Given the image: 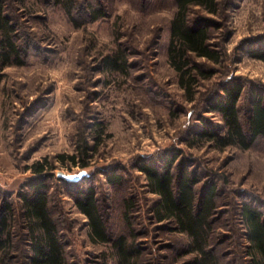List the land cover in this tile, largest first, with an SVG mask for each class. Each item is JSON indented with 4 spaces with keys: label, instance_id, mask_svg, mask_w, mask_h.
I'll return each instance as SVG.
<instances>
[{
    "label": "rangeland",
    "instance_id": "rangeland-1",
    "mask_svg": "<svg viewBox=\"0 0 264 264\" xmlns=\"http://www.w3.org/2000/svg\"><path fill=\"white\" fill-rule=\"evenodd\" d=\"M4 2L22 63L0 66V206L10 205L16 216L15 248L22 240L19 197L36 179L70 264L110 263V247L90 240L74 205L77 189L87 187L111 238L133 232L142 264L190 262L186 236L173 223L156 221L157 196L139 171L175 157V186L195 178L198 199L213 188L207 244L220 264H251L241 209L254 207L264 218V139L247 150H219L195 138L201 127L223 132L210 107L224 85L242 86L238 111L245 127L253 96L264 97V61L248 54L264 49V0H219L214 15L191 9L193 22L209 24V43L219 56L214 63L193 58L212 72L199 80L193 102L167 62L173 0H77L75 21L49 0ZM88 2L103 12L101 18L90 20ZM115 51L122 72L104 66V57ZM86 140V168L57 158ZM44 158L48 170L34 175L29 166ZM82 170L88 176L75 183L57 177ZM127 200L132 206L125 220Z\"/></svg>",
    "mask_w": 264,
    "mask_h": 264
},
{
    "label": "trees",
    "instance_id": "trees-1",
    "mask_svg": "<svg viewBox=\"0 0 264 264\" xmlns=\"http://www.w3.org/2000/svg\"><path fill=\"white\" fill-rule=\"evenodd\" d=\"M60 6L70 21H75L74 10L77 0H49ZM174 12L169 20V42L167 62L176 74L178 87L183 91L188 102H193L199 80H206L212 72L204 70L193 61V58L218 62V53L211 48L210 34L206 23H195L190 19L192 8H200L208 15H214L219 0H173ZM86 13L95 21L103 16V12L86 4ZM211 21L210 19H205ZM14 25L6 14L5 2L0 0V66L7 67L20 63L21 49L15 40ZM249 56L264 61V49L249 50ZM121 55L115 51L113 55L104 57V66L110 71L122 72L124 64ZM17 60V61H14ZM242 95V86L229 83L221 87L218 95L212 100L211 111L219 115L223 123V132L217 133L202 129L195 139H204L216 149L235 147L247 150L258 138L264 139V97L256 94L252 98L246 127L241 122L238 101ZM202 126V125H201ZM91 150L87 140L73 154H61L57 158L62 163L86 168L85 158L90 157ZM175 157L166 160L162 167L142 165L139 171L146 179L149 192L157 196L153 209L157 222H171L174 230L186 236L189 252L193 254L186 264H220L221 261L208 247L207 239L213 211V195L211 188L205 196L198 199L194 186L197 180L193 177L181 179L175 186L171 170ZM47 158L43 162L36 161L29 168L39 176L48 170ZM51 170V169H49ZM36 180V179H35ZM28 185L30 193L20 195V220L22 231L19 232L21 249L15 248V240L19 237L15 229V214L10 205L0 206V264H70L59 236L57 225L50 216L48 199L40 182ZM117 178H109L116 184ZM74 205L87 222L88 236L93 243L108 245L111 251L109 264H142L141 251L131 231L129 236L120 235L111 238L100 216L95 192L92 187L77 189ZM131 204L125 201L124 219L128 218ZM244 221L251 264H264V218L254 207L245 205L241 209ZM189 254V253H187ZM107 264V263H106Z\"/></svg>",
    "mask_w": 264,
    "mask_h": 264
},
{
    "label": "water",
    "instance_id": "water-1",
    "mask_svg": "<svg viewBox=\"0 0 264 264\" xmlns=\"http://www.w3.org/2000/svg\"><path fill=\"white\" fill-rule=\"evenodd\" d=\"M87 176H88V174L84 170L79 171L78 173H75V174H66L63 172L57 173L58 178L63 179V180L70 182V183L78 182Z\"/></svg>",
    "mask_w": 264,
    "mask_h": 264
}]
</instances>
